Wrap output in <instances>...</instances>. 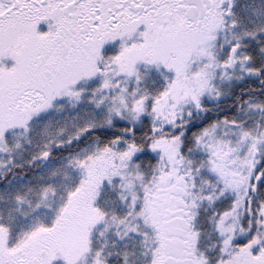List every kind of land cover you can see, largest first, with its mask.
Here are the masks:
<instances>
[{
  "label": "snow or ice",
  "instance_id": "obj_1",
  "mask_svg": "<svg viewBox=\"0 0 264 264\" xmlns=\"http://www.w3.org/2000/svg\"><path fill=\"white\" fill-rule=\"evenodd\" d=\"M0 264H264V0H0Z\"/></svg>",
  "mask_w": 264,
  "mask_h": 264
}]
</instances>
